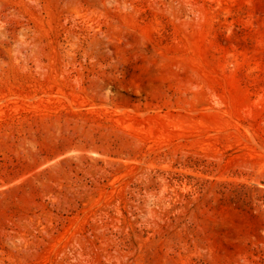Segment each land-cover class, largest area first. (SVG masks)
<instances>
[{"label":"rangeland","instance_id":"1","mask_svg":"<svg viewBox=\"0 0 264 264\" xmlns=\"http://www.w3.org/2000/svg\"><path fill=\"white\" fill-rule=\"evenodd\" d=\"M0 264H264V0H0Z\"/></svg>","mask_w":264,"mask_h":264}]
</instances>
